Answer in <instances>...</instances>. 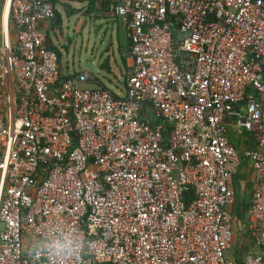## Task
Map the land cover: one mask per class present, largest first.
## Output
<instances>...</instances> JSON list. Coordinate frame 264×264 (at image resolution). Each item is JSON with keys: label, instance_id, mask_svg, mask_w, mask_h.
Here are the masks:
<instances>
[{"label": "built area", "instance_id": "2783aa9c", "mask_svg": "<svg viewBox=\"0 0 264 264\" xmlns=\"http://www.w3.org/2000/svg\"><path fill=\"white\" fill-rule=\"evenodd\" d=\"M54 1L0 0V264H238L244 160L257 181L239 264H264V0H117L123 95L61 73L42 27ZM57 221L93 248L30 250Z\"/></svg>", "mask_w": 264, "mask_h": 264}, {"label": "rangeland", "instance_id": "374dc122", "mask_svg": "<svg viewBox=\"0 0 264 264\" xmlns=\"http://www.w3.org/2000/svg\"><path fill=\"white\" fill-rule=\"evenodd\" d=\"M66 4L76 11L66 13L62 3L57 1L55 8L61 16V23L54 29L43 27L61 53L60 64L63 73L74 74L87 69L97 81H101L108 89L123 95L125 71L122 56L124 54L121 55L119 52L118 36L122 40L120 34L123 30L125 31V26L121 24L117 15L114 16L115 11L113 12L112 8L110 10L113 15L108 16L105 12H98L87 16L83 12L88 5L87 0H68ZM106 61L109 62L111 71L108 70ZM79 87L95 88L99 86L94 81L91 84L80 81ZM248 167V165L243 166L244 169H248ZM252 170L249 172L250 175L254 173ZM250 175H246L248 180H251ZM241 178L243 179V177ZM250 192L252 191L246 188L245 182L239 183L240 199H248ZM239 225V220H236L232 249L238 242L236 230L239 232Z\"/></svg>", "mask_w": 264, "mask_h": 264}, {"label": "crops", "instance_id": "0c3cea01", "mask_svg": "<svg viewBox=\"0 0 264 264\" xmlns=\"http://www.w3.org/2000/svg\"><path fill=\"white\" fill-rule=\"evenodd\" d=\"M57 1H59V2L62 3L63 8H64V10H65L66 13H70V12L76 11L73 7H71L68 4H66V2L68 0H55L54 1V5H55V3ZM87 1H88V5H87L85 11H83V12H85L87 14V16H88V14L91 16V15H93V13L97 14L98 12H100V13L101 12H105L106 15H108V16L110 14L113 15L112 12H111V10H113V12H114V8H115V5L117 3V1L115 3L114 0L113 1H109V3H107V5H105L103 1L108 2V0H93L94 2H92L90 0H87ZM55 11L57 13L56 16H55V18L53 20H49V21L43 22L42 23V27H46V29H48V28L49 29H54L55 26H57L58 24L61 23V16L59 15V13H58L57 10H55ZM114 16H115V14H114ZM119 20L121 21V24L123 26H125V21L122 18H120V17H119ZM45 33H46L47 38H49L48 37V32L45 31ZM120 35H122L121 36V39L122 40H120L119 39V36H118V49H119V52H120L121 55L124 54V56H122V60H123V67H124V71H125V77H126L128 71L130 70V68L132 66V57H131L130 51H129V39L127 38V35H126V29H125V31L123 30V32H121ZM49 41H51V40H49ZM51 43H52V41H51ZM52 45L55 46L53 43H52ZM125 56H127V57H125ZM59 60H60V58H59ZM105 63L107 65L108 70L111 71V67L109 65V62L106 61ZM60 68H61V64H60ZM85 70H87V69H85ZM61 73L64 74V75H69L67 73L66 74L63 73L62 69H61ZM74 74H76V73H74ZM70 75H73V74H70ZM92 81H94L96 83V85H98L99 87H105V88H107L106 85L103 84L101 81H97V79L91 73H90L89 78L87 80L83 81V82H87V83L91 84ZM113 93H115V92H113ZM227 135H228V137H229V135L232 136L233 141L235 143H237V145H238V147H239L240 150H243L244 148H247V147H250L251 146L250 143L248 142L250 140H249L247 134H245V133L242 134V135H239V134L235 135L232 131L229 130L228 133H227ZM244 165H248L249 166L248 169H244L243 168ZM242 168H243V170H242ZM251 169H253V168H252L251 164L249 163V161L248 160H244L242 162L241 166H240V169H239L238 173L236 174V176L233 179V182H234V192H235L236 185H238V187H239V183L241 184L243 182H245V185H246V188L247 189H250L251 191H253V188H254V186L256 184L257 179H256V172L253 171L254 169L252 170L254 173L252 175L249 174V172H250ZM241 170H242V172H241ZM245 172H246V174H245ZM246 175H250L251 176V180H248ZM236 177H237V179H236ZM241 177H243V179ZM238 193H239V188H238ZM251 194H252V192H250V196H249L248 199H246V198H241V199H244V200H246L249 203Z\"/></svg>", "mask_w": 264, "mask_h": 264}, {"label": "clouds", "instance_id": "9594fccd", "mask_svg": "<svg viewBox=\"0 0 264 264\" xmlns=\"http://www.w3.org/2000/svg\"><path fill=\"white\" fill-rule=\"evenodd\" d=\"M30 250L46 253L53 260L78 256L93 244L73 224L54 222L31 236Z\"/></svg>", "mask_w": 264, "mask_h": 264}, {"label": "trees", "instance_id": "16d2710c", "mask_svg": "<svg viewBox=\"0 0 264 264\" xmlns=\"http://www.w3.org/2000/svg\"><path fill=\"white\" fill-rule=\"evenodd\" d=\"M90 1L94 2L93 0H90ZM109 1H113V0H108V2H105V1H103V2L105 5H107V3H109ZM116 1L117 0H114L115 3H116ZM49 40L50 39L47 38V43H48L49 47L53 48L55 50L58 58H60L61 57L60 51L55 46H53L51 41H49ZM124 83H125V79H124ZM229 139H230L229 141L236 146L237 150L242 151L239 149L237 143H235L233 141V138L231 135H229ZM248 142L250 143L251 146L254 145L253 141H248ZM236 179H237V177H236ZM238 188H239L238 185H236V188H235V197H236L235 199L236 200H235V203H234L233 208H232V213H233V215H235L238 218L239 224H240L239 225V232H237L236 234H237V237L242 236V235L243 236H249V233L247 231H244L245 229L242 228L243 226H246V212H247L248 202L244 199H240V195L238 193ZM252 243H253V241H250L248 243H243L241 248L239 249L237 247V245H238V242H237L232 254L234 255V258L238 264L241 263V254L243 252L247 251L249 249L250 244H252Z\"/></svg>", "mask_w": 264, "mask_h": 264}, {"label": "bare ground", "instance_id": "6f19581e", "mask_svg": "<svg viewBox=\"0 0 264 264\" xmlns=\"http://www.w3.org/2000/svg\"><path fill=\"white\" fill-rule=\"evenodd\" d=\"M6 8H7V6H6ZM7 10H8V9H6V13H7ZM5 19H6V16H5ZM5 19H4V24H5Z\"/></svg>", "mask_w": 264, "mask_h": 264}, {"label": "water", "instance_id": "95a60500", "mask_svg": "<svg viewBox=\"0 0 264 264\" xmlns=\"http://www.w3.org/2000/svg\"><path fill=\"white\" fill-rule=\"evenodd\" d=\"M176 37V36H175Z\"/></svg>", "mask_w": 264, "mask_h": 264}]
</instances>
